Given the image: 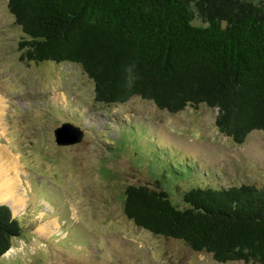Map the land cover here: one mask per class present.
Wrapping results in <instances>:
<instances>
[{
    "label": "rangeland",
    "instance_id": "obj_1",
    "mask_svg": "<svg viewBox=\"0 0 264 264\" xmlns=\"http://www.w3.org/2000/svg\"><path fill=\"white\" fill-rule=\"evenodd\" d=\"M197 1L189 2L193 25L208 26ZM22 37L8 0H0V103H6L0 146L19 160L25 200L16 214L2 204L20 220L24 236L13 239V252L0 264H246L216 262L136 227L122 199L129 185L158 182L183 206L190 175L214 186L260 185L264 131L235 144L216 127L218 111L206 105L172 114L140 97L97 103L80 66L22 60ZM68 122L84 139L59 146L54 131ZM45 224L48 232H39Z\"/></svg>",
    "mask_w": 264,
    "mask_h": 264
},
{
    "label": "trees",
    "instance_id": "obj_2",
    "mask_svg": "<svg viewBox=\"0 0 264 264\" xmlns=\"http://www.w3.org/2000/svg\"><path fill=\"white\" fill-rule=\"evenodd\" d=\"M190 1L8 0V10L23 33L21 59L80 66L95 102L140 97L172 114L206 105L220 133L242 144L264 131V2L199 0L209 25L195 26ZM192 178L183 206L158 182L129 185L124 215L216 262L264 264V179L222 187ZM23 236L0 204V258Z\"/></svg>",
    "mask_w": 264,
    "mask_h": 264
},
{
    "label": "bare ground",
    "instance_id": "obj_3",
    "mask_svg": "<svg viewBox=\"0 0 264 264\" xmlns=\"http://www.w3.org/2000/svg\"><path fill=\"white\" fill-rule=\"evenodd\" d=\"M5 104L4 102L0 103V138L6 134V127H4L3 121V116L5 114L3 108H5ZM22 172L23 169L19 160L12 155L6 146H0V204L9 205L15 214L19 212L25 204L24 194L21 189L22 186H20V176ZM49 224H45L41 228L39 227V232L47 233ZM12 252L13 251L10 250L7 255H10Z\"/></svg>",
    "mask_w": 264,
    "mask_h": 264
},
{
    "label": "water",
    "instance_id": "obj_4",
    "mask_svg": "<svg viewBox=\"0 0 264 264\" xmlns=\"http://www.w3.org/2000/svg\"><path fill=\"white\" fill-rule=\"evenodd\" d=\"M55 141L59 146L81 143L85 132L71 123H64L54 131Z\"/></svg>",
    "mask_w": 264,
    "mask_h": 264
}]
</instances>
